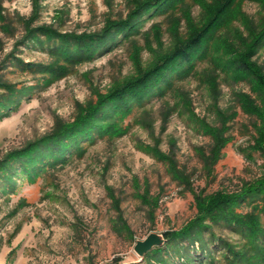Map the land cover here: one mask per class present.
Wrapping results in <instances>:
<instances>
[{
  "label": "rangeland",
  "instance_id": "obj_1",
  "mask_svg": "<svg viewBox=\"0 0 264 264\" xmlns=\"http://www.w3.org/2000/svg\"><path fill=\"white\" fill-rule=\"evenodd\" d=\"M127 6V0H0L5 24L13 32L9 36L0 29V79L18 84L34 82L33 76L6 59L12 51L25 62L50 60L38 49L15 45L25 33V20L31 27L50 26L63 33L94 32L102 28L107 17H124ZM189 10L193 23L198 25L201 9L193 5ZM240 12L252 29H259L264 22L258 3L245 0ZM174 17L149 18L141 29L142 33L149 32L150 47L156 52L172 46L168 29L174 24L179 36L187 35L184 18L178 13ZM153 24L160 29L161 47L150 32ZM222 35L236 48L241 44L237 35L248 40L241 19L234 20ZM135 39L142 48V64L151 63L153 53L146 48L144 38L140 34ZM130 50V43L122 42L93 61L76 66L71 74L23 101L16 112L0 120V159L49 134L55 119L71 122L77 105L94 99L91 87L105 93L132 75ZM252 61L264 73V46ZM212 67L209 58L197 63L196 75L174 77L172 88L148 99L141 112L134 107L123 122L130 125L126 135L86 143L81 158L73 153L65 163L48 168L35 184L21 177L15 179L13 191H0V264H164L161 259L169 264H184V256L176 253L183 254L188 246L169 243L163 233L181 229L194 217L193 194L233 192L264 173V157L248 150L255 135V118L243 114L236 101V93H251L249 86L219 73L215 78L217 90L210 91L202 76L207 71L213 74ZM177 92L188 100L196 117L214 127L220 122L214 107L224 114L237 113L227 124L233 140L212 169L204 168L198 153L201 149L207 154L212 141L194 129ZM175 104L177 108L171 111ZM141 143L171 156L189 187L177 185L164 163L137 148ZM248 210L247 206L241 209ZM213 232L227 241H239L236 234L222 226L213 227ZM151 233L161 236L163 244L138 256L133 250L136 241ZM153 249L161 253L154 255ZM188 251L194 260L199 255L192 249Z\"/></svg>",
  "mask_w": 264,
  "mask_h": 264
},
{
  "label": "trees",
  "instance_id": "obj_2",
  "mask_svg": "<svg viewBox=\"0 0 264 264\" xmlns=\"http://www.w3.org/2000/svg\"><path fill=\"white\" fill-rule=\"evenodd\" d=\"M127 1L128 11L124 17H107L102 28L94 32L63 33L50 26L31 27L30 21H24L25 33L15 45L38 49L46 53L50 60L25 62L14 51L8 54L6 59H9L10 64L33 76L34 82L18 84L0 79V120L16 112L23 101H29L36 93L71 74L76 66L112 51L119 43H130L129 58L134 72L115 83L105 93L91 87L94 99L84 105H77L71 122L55 119L49 134L7 153L0 159L2 193L13 191L16 180L21 177L28 184H35L48 168L57 163H65L73 153L81 158L85 153L83 146L86 143L92 144L96 139L103 138L112 140L126 135L130 125H124L123 122L132 114L134 107L141 112L148 99L172 88L174 77L184 78L191 73L196 75L197 63L208 58L213 64V74L207 71L202 78L210 91L217 90L215 78L219 73H224L236 83L243 81L248 84L251 93H236V101L243 114L255 118V135L252 136L248 150L264 157V73L252 61L257 51L264 46V22L259 29L250 27L240 12V6L245 0ZM248 1L258 3L264 12V0ZM193 5H198L202 11V19L198 25L193 23L189 12ZM176 13L186 21L187 35L179 36L177 24H174L168 29L173 40L172 46L167 51L156 52L150 47L149 32L142 33L141 29L149 18L165 16L172 19ZM236 19H241L248 31V40L237 35L238 41H241L237 48L222 35ZM0 22L1 31L12 36V29L5 24L1 8ZM150 32L161 47L157 24L151 26ZM140 34L146 48L153 53V60L147 65L142 64V48L135 39ZM180 94L178 93L181 106L188 112V119L194 129L212 141L207 154L201 149L198 150L204 161V168L212 169L221 158L222 150L233 140L228 133L227 124L237 113L224 114L214 107L215 115L220 121L218 127H214L196 117L190 110L188 100ZM177 106L175 104L171 111ZM137 148L164 163L166 172L177 185L182 188L189 187L186 176L178 169L171 156L144 143ZM240 150L244 152L243 149ZM193 198L196 210L194 217L181 229L163 233L169 243H174L177 247L183 243L188 246L183 254L176 253L177 256H184V264H264V173L251 182L244 183L236 191H216L205 195L194 193ZM20 205H23V201ZM243 206L249 207V210L241 211ZM119 222L121 228L127 230L122 221ZM215 226L230 230L239 237V241L233 243L215 235ZM189 249L199 253L195 260L190 257ZM151 253L159 255L161 250L153 249ZM216 254L220 255L219 259L215 258ZM160 263L169 264L163 259Z\"/></svg>",
  "mask_w": 264,
  "mask_h": 264
},
{
  "label": "water",
  "instance_id": "obj_3",
  "mask_svg": "<svg viewBox=\"0 0 264 264\" xmlns=\"http://www.w3.org/2000/svg\"><path fill=\"white\" fill-rule=\"evenodd\" d=\"M163 242L164 239L161 236L151 233L142 241H136L133 250L138 256L142 257L152 248L161 246Z\"/></svg>",
  "mask_w": 264,
  "mask_h": 264
}]
</instances>
